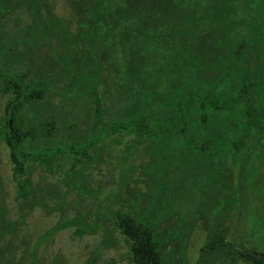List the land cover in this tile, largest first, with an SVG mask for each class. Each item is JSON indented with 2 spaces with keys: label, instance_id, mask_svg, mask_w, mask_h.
<instances>
[{
  "label": "flooded vegetation",
  "instance_id": "1",
  "mask_svg": "<svg viewBox=\"0 0 264 264\" xmlns=\"http://www.w3.org/2000/svg\"><path fill=\"white\" fill-rule=\"evenodd\" d=\"M71 1L76 7L78 14L74 29L69 26L71 22L70 24L65 23L63 18L57 15L52 0H0V71H3L4 68H16L15 66H18V64L15 63V58H25L27 50L31 49L30 52H34L30 58H49V61H54L59 67L57 69L54 66L49 67L50 71L53 72L55 70L53 74L55 75V79H49L47 82V75L44 74L45 70L43 68L39 70V66L36 65L37 62H33L32 65L24 67V70H20V73L23 74V79L31 78L39 81L43 95L54 88L52 82L62 79L64 82L60 87L63 90L62 94L72 93L79 95L83 93L80 90L87 89L85 94L88 96L95 85L93 80L98 75V67L95 60L99 58L100 46L113 45L114 43L119 44L121 53L123 54V56L120 54L119 58H124L122 60L124 67L121 77L129 79L132 82V87L134 86L133 82L138 81V87L143 86L149 96H153L154 100H158L157 110L161 118L158 126H167L165 122L168 121L167 113L170 110V106L167 103V90L170 89L171 84L168 83L169 78L171 82L169 75L175 74L176 77L174 79L177 80L187 72V69L184 71L181 64H177L173 72L167 73L163 83L153 86L158 91H153L145 86L146 74L144 68L146 67L145 61L147 58H151L159 51L165 52L161 58H185V52L187 54L190 53L191 58H199L198 47L205 41V37H202L203 31L206 28L209 29L207 25H204L206 28L200 25V9H207L210 5L209 3H211L218 10H226L228 13L236 14V17L233 19L238 20L239 23L238 26L234 25L240 30V37L243 41V43H240V54L237 56L239 69L236 71L232 70L231 72L229 69L224 68L226 63H230L229 58L234 57L231 55L223 56V59L220 61L213 53L215 49L208 42L204 45H208L211 48L201 57L207 58L208 66L211 67L207 73L214 75L211 79L213 82L210 85L212 87L211 90L213 93L216 91L219 94L214 99V102L221 107L217 108L215 104L211 105V107L223 110L219 116H216L217 120H208L206 122V127L209 131L207 150L203 149V151H200V146L198 147L197 144L192 145L188 142L184 144L183 136H180V139L173 140L169 145L168 140L170 136L162 132L158 139L161 144L159 148L157 147L158 151L156 152L158 156L160 153H163L165 157L170 154V158L165 162L166 164L172 158V161H181L182 157L180 156L182 154L186 158V162L183 164L190 165L192 163V167H195L198 163V160L192 162L193 159L198 158L200 154L203 155L201 158L206 160V162L209 161L208 159H212L211 161H213L208 176H202L198 168L196 169V174H192L191 176V181L198 187L201 184L203 188L207 185V189L204 192L205 201L200 204V207L203 206V212L205 213L203 214L205 234L203 235L202 243L198 247V256L202 252L211 255L218 252L216 254L220 256L212 264H238L239 261L246 264H264V126L262 127L257 124L264 120V0H236L238 5L235 7H230L231 0H206L205 3L199 2V0ZM13 9H15L14 11L20 10L19 13H24V15L20 16V22L25 16L30 18L31 21L27 24H20L17 30L11 29L10 33L12 34H2L4 27L6 29L7 26L2 24L1 20L4 15ZM16 16L17 14L13 13L15 19ZM183 46L189 47V49L186 48L184 51L182 50ZM40 51H43L41 55H39ZM7 58H10V60H7ZM90 65L94 66L95 69L93 67L94 70L88 72L87 68ZM82 68H85L86 72H83ZM220 68H223V71H217ZM30 72L31 74L34 72V74L28 76ZM130 74L132 75L131 79ZM198 75L199 73L197 74V72L192 73L191 79L196 83H199L197 80L199 79ZM143 78L144 80H142ZM86 79H88V82H83ZM50 82L51 85L48 86ZM244 84H247V87H242ZM2 85H5V83ZM12 89H15V87H5L4 91L13 93ZM134 93L135 91L132 92V95ZM242 98L250 100V103H248V105L250 104L249 108L254 111L259 121L246 120V114L243 113ZM150 107V105L147 106L148 112H146L149 118L150 114H152ZM135 110L136 107L132 106L130 112ZM22 120H24L23 117ZM48 120L50 124L53 123L55 128L57 121L51 117H47L43 121L37 119L35 121L40 124ZM112 122L113 120L110 122L102 121L97 128L103 126V123L110 124ZM248 123L249 127L246 126ZM54 128L49 133L46 132L45 138L49 137V135L56 136L53 133ZM102 130L99 129L96 133ZM38 135L40 133H36L32 137H25L26 143L30 145L28 151L35 147H38L39 150H44L56 146L55 144L50 145L47 140L44 141L42 138L40 144L33 145L32 140ZM111 135L103 136L100 134L95 136V134L90 133L88 137L84 136L78 140L94 139L92 143L93 147L91 145L92 148H89L87 151L91 157L97 158L98 153L101 152L99 150L104 145H110L109 143L112 140H108L107 142L104 140ZM145 139L149 140L148 136ZM73 140L77 141L76 138H73ZM68 141L70 140L64 142ZM201 141L203 139H200ZM64 142L59 141L57 146L60 147V144ZM99 142H102V144L100 143L102 146H99ZM148 142L150 144V140ZM133 144L134 142L130 143L127 150H130V154L135 153L139 158L143 159V173L146 174V171H149L150 168H145L144 170V166L160 162L159 157L150 152L151 146L145 145V149L136 150ZM56 152L55 156L58 157L61 154H65V152ZM83 158V155L77 156L79 161L75 164L83 166L82 170H78L79 172H83L86 168L85 164H82ZM31 159L42 162L36 157H32ZM26 161L27 159L24 162L25 170L22 174L23 178H28L27 176L25 177V174H27ZM233 168L235 169V173L232 172ZM69 169L70 174H66L65 171V178L67 179V175H70V179L72 180L71 172L73 173L77 169L72 171L71 167ZM12 172L14 173V167ZM228 174L233 175V177L226 183L221 178L222 176L227 177ZM17 175H20V172ZM188 176L186 175V177ZM149 178V186L151 183L153 185L156 183V188H161L162 191L165 190L162 187V182L159 181L165 180L167 175L160 178V180L158 178L154 179V176L151 174ZM26 185L29 186L28 183ZM34 185H31V190L28 189L30 191L25 198L20 194L18 195L19 206L24 208V211H21L19 216H17L18 218H16L18 222L22 220L27 209L31 208L33 204L43 201L42 206H44L43 196H37L34 193L35 191L33 192L37 187V184ZM146 186L148 189L145 191L147 197L143 203V213L138 214L136 206L133 203H127V208L135 213V217L139 221L153 228V237L158 243L157 248L161 256L159 264H170V260L172 259H167V255L163 249V243H167V237L160 236L164 232L167 233V226L161 227L160 225H162V220L164 222L163 225H165V222L167 223L170 219H167L168 216H166L168 211L173 215L179 207L168 202L169 198H161L157 202L159 216H152L151 208L156 207V201L150 195L152 190L149 189L148 184ZM51 188V183H47V189ZM30 194L31 197L29 198ZM175 200L173 199V201ZM117 208L112 209L111 213L113 215L111 216V220L114 223L113 229L120 232L116 223L117 216L115 212H117ZM6 212L3 200L0 199V264L7 263L9 257L5 253V249L7 247L11 248V241L7 240L8 244L4 243L6 229L11 227L17 229L19 224L16 221L13 223L9 220ZM195 212L199 214L198 211ZM89 215H77L81 218L83 217L82 220L76 218L77 216H71L72 222L81 225H77L79 233H86L103 226L101 218L100 221L96 220L95 217V222L89 221L88 218H85ZM98 216L101 217V214ZM179 218L181 220L182 217L179 216ZM194 222L195 220L193 221L192 219L187 233L182 236V239H180L181 236L177 233L178 231L174 230L175 226H173L174 229L171 233L168 234L170 237L167 239L172 243L173 250L175 251V248L178 250H176L178 253L174 255L177 264H192L194 260L190 261L186 255L190 237L189 231L191 233V226ZM11 223H13V226ZM214 223L217 224L216 230L213 228ZM54 230L49 228L45 232V235H51ZM181 230L183 231V229H180V232ZM173 234L175 237L172 236ZM106 237L107 235L103 238L106 239ZM214 237L216 240L210 241ZM42 238L43 235H38L31 246L27 245V249L32 251V255L25 252L30 264H37L36 246ZM124 240L126 241V239ZM126 244L128 245L127 241ZM219 250L221 251L219 252ZM128 252L135 264V261L131 257L129 245ZM221 254H223L222 258ZM20 257H23V254ZM168 260L169 262H167ZM196 262L197 260L195 259L194 264Z\"/></svg>",
  "mask_w": 264,
  "mask_h": 264
},
{
  "label": "rangeland",
  "instance_id": "2",
  "mask_svg": "<svg viewBox=\"0 0 264 264\" xmlns=\"http://www.w3.org/2000/svg\"><path fill=\"white\" fill-rule=\"evenodd\" d=\"M67 1L52 0V4L57 15L63 18L65 23L70 24L71 22L69 26L74 29L78 18L77 9L71 0ZM205 1L199 0V2L204 3ZM15 9L3 16L1 21L7 28L5 29L4 27L5 31L3 30L2 34L6 33L7 35L11 29L17 30L20 24H27L31 21L30 18L25 16L20 22V16L24 15V13H19L20 10L14 11ZM13 13L17 14L16 19L13 17ZM30 51L31 49L27 50L25 58H15V63L18 64V66H15L16 68H4L3 71H0V78L2 79H0V199L3 200L9 220L15 223L17 216H19L21 211H24V208L19 206L16 185L17 175L14 176L12 172L14 162L10 158V146L5 137V133L9 130L6 119L13 116V129L10 132L12 136L9 139L16 144L20 159H23L27 154V174H25V177L27 176L31 180L33 186L37 184V189L34 187L33 192L35 191L34 193L37 196H43L45 203L42 206L43 201L41 203L34 202L35 204L27 209L22 220L20 222L16 221V223H19L17 229L15 227L6 229L4 243L8 244L7 240L11 241V248L7 247L5 249V253L9 257L6 264H30L25 252L32 255V251L27 249V245L31 246L38 235H43V238L38 241L36 246L37 264H134L130 258L124 235L113 229L114 223L111 220L113 215L111 211L116 207L126 209L127 203H133L136 206V212L142 214L143 203L147 197L145 191L148 187L146 184L149 186L150 178L148 179V177H150V174L154 176V179L158 178V180L167 175L165 180L159 181L162 182V187L165 190L162 191L161 188H156V183L155 185L151 183L149 186V189L152 190L150 195L156 201V207L151 208V215L159 216L157 202L161 198H169L168 202L179 207L173 215L171 212H167V219H170L167 223L165 222V225H163V220L161 221L162 225L160 226H167V233L164 232L160 236L169 238L168 234L171 233L174 229L173 226H175L174 230L178 231L177 233L182 239V236L187 233L191 220H195L191 226V233L189 231L190 237L188 236L189 243L186 255L190 261L194 259L192 264H194L195 259L197 260L196 264H212L220 256L216 254L218 252L212 255L202 252L198 256V247L202 243V238L205 234V227L203 226V214L205 213L203 212V206L200 207V204L205 201L204 192L207 189V185L204 188L202 184L198 187L191 181V176L196 174L197 168L202 176L206 177L209 175L212 168V159H208L209 161L206 162V160L201 158L203 155L200 154L198 158L193 159L192 162L198 160V163L195 167H192V163L190 165L183 164L186 162V158L182 154L180 156L182 157L181 161H172V158L166 164L165 162L170 158V154L165 157L163 153H160L158 156L157 149L150 148V152L159 157L160 162L145 165L144 170L145 168H150L145 174L143 173V159L139 158L135 153L130 154V150H127L125 145V140L131 141V143L134 142L133 145H135L136 150L145 149L146 146L143 145L142 141H135V135L133 136L131 133L122 134L116 132L107 137L104 140L105 142L108 140L112 141L109 143L110 145H104L103 147L105 148L102 147L99 150L101 152L98 153L97 158L94 156L88 157L86 153L89 148L93 147L94 139L73 140V138L78 140L84 136L88 137L100 122H110L122 109L126 97L127 78L121 77L124 67L122 60L124 58H119L120 54L123 56L120 45L115 43L113 45H101L99 58L95 60L97 62L98 75L93 81L97 94L101 98L99 117L96 116L94 111L96 105L93 91L88 96L85 94L87 89L80 90L83 93L79 95L72 93L62 94L63 90L60 88L64 84L62 79L52 82L54 88L40 98L28 101L21 110L19 104L22 103L24 98L18 99L17 102L14 101L13 104L7 105L4 109V103L7 99H16L8 98L10 93L2 89V84L16 85L18 90L23 93L39 91V81L31 78L23 79L20 70H24V67L37 62L38 69L43 68L45 70L44 74L47 75V82L49 79H55V75H53L55 70L52 72L49 67L54 66L57 69L59 66L54 61H49V58H30L34 52ZM39 53L41 55L43 51ZM164 54V51H159L145 61V86L153 91H158L156 87H153L155 84L163 83L167 73L174 71V58H161ZM7 60H10V58H7ZM93 67L91 65L88 66V72L93 71L95 69ZM82 71L86 72L85 68H82ZM33 74L34 72L32 74L30 72L28 76ZM93 76L95 77V75ZM83 82H88V79L83 80ZM50 85L51 82L48 83V86ZM21 116L24 120H22ZM47 117L57 121L53 131L56 136L49 135V137L45 138L47 133H40V135L33 138L32 143L36 146L41 143L42 138L44 141L47 140L50 145L55 144L56 146L44 150H39L38 147H35L28 151L30 148L29 143H26L27 148L21 145L24 141L21 132L27 130L28 136L32 137L41 128L42 124L37 123L35 120L43 121ZM17 119L22 121L19 122ZM45 126L48 129H53L52 125ZM66 140L71 141L64 142ZM59 141L64 142L60 144V147L57 146ZM100 143L102 144V142L98 143L99 146H102ZM147 146L150 147L151 145ZM56 151L65 152V154L50 159L57 153ZM126 152L127 154H125ZM121 153L124 154L121 155ZM39 155H42L43 158L39 157ZM78 155H83L84 157L82 164H85L86 168L82 172L83 175L80 174L73 180L70 179V175H67L68 178L66 179L65 171L66 174H70V167L72 168L71 171L78 168H80L79 170L83 169L82 165L75 164L79 161L76 158ZM31 156L37 157L42 162L29 159ZM46 157L47 159H45ZM232 172L235 173L234 168ZM72 174L74 173L71 172ZM186 175L189 176L186 177ZM17 177L20 178L21 175ZM232 177L233 175L228 174L227 177L222 176L221 179L227 183ZM42 183L44 184L42 185ZM47 183H51L54 189H47ZM25 186L31 190L30 185ZM30 197L31 194L29 195ZM173 199L176 200L173 201ZM195 211H198L199 214ZM85 214H90L85 217L89 221H94V217L99 221L101 218L103 226L86 233H79L77 225L80 224L72 222L71 216L74 215L76 217L77 215ZM99 214H101V217L98 216ZM179 216L182 217L181 220ZM76 218L83 219L80 216ZM157 222L160 223L159 220ZM13 223H11L12 226ZM49 228L55 230L51 235H45ZM213 228L216 230L217 224L214 223ZM180 229H183V231L181 230L180 232ZM105 235H107L106 239L103 238ZM172 236L175 237L174 234ZM167 238V243H163L164 253L167 255V259H172L170 264H177L174 255L178 253V250L177 248H175V251L173 250L172 243ZM214 239L216 240L214 237L210 241ZM21 254H23V257H20ZM221 255L222 258L223 254ZM238 264L246 263L239 261Z\"/></svg>",
  "mask_w": 264,
  "mask_h": 264
},
{
  "label": "trees",
  "instance_id": "3",
  "mask_svg": "<svg viewBox=\"0 0 264 264\" xmlns=\"http://www.w3.org/2000/svg\"><path fill=\"white\" fill-rule=\"evenodd\" d=\"M237 1L231 0L230 7L237 6ZM209 4L210 5L207 9H200L199 12L200 25H207L209 28L207 29L204 26L206 29L203 31L202 37H205V41L198 47L199 58H191L190 53L187 54L186 52H183L185 58H174L175 67L177 64H181L182 70L185 71V69H187V72L177 80L174 79L176 77L175 74L169 75L171 77V82L169 78L168 83L171 84L170 89L167 90V103L170 106V110L167 113L168 121L165 122V125L167 126H158L161 121L159 111L157 110L158 100H154L153 96H149L143 86L138 87V81H134V86L132 87V82L128 79L126 83L125 102L122 101L123 106L121 111L117 113V116L114 117L112 123H103V126H99L91 134H95V136L100 134L105 136L116 132H120L122 134L131 133L133 136L135 135V141H142L143 145L148 143L147 145H151L150 148L157 149V147L159 148V145L161 144L158 139L162 132H165L170 136L168 140L169 145L173 140L180 139L179 137L183 136L184 144L187 142L192 145L197 144L198 147L200 146V151H203V149L207 150V137H209V131L207 130L206 122L208 120H217L218 118L216 116H219L223 110L211 107V105H217L214 102V99H216L219 94L216 91L213 93L211 90L212 87L210 85L211 83L213 84L211 79L214 75L211 73L209 75V73H207V71L211 69V67L208 66L207 58H201L206 54V51L211 48L210 46L204 44L208 42L213 46L215 49L213 53L220 61L223 59V56L231 55L234 57L229 58L230 63H226L224 66V68H227L232 72V70L236 71L239 69L237 56L240 54V43H243L240 37L241 32L238 27H235V25L238 26L239 21L233 19L236 17V14L228 13L226 10H218V8L213 4ZM186 48L189 49V47L183 46L182 50L185 51ZM217 71H223V68H220ZM194 72H197V74L199 73V79H197L199 83H196L193 79H191L192 73ZM195 76L197 77V75ZM232 77L234 76L232 75ZM131 78L132 75L130 76V79ZM142 80H144V78ZM2 86V89H5V87L9 88L11 86L15 87V89H12L13 93L10 92L8 98H14L16 100L7 99L4 103V109L7 105L13 104L14 101L17 102L18 99L24 98L22 103L19 104L21 110L24 103L38 99L43 95L41 85L38 92L33 91L31 93H23L18 90V86L12 84L5 83V85ZM242 87H247V84L242 85ZM92 91L95 95L96 106L94 111L96 116L99 117L101 98L97 94L96 86L92 87ZM133 91H135V93L132 95ZM175 91L176 93L174 94ZM241 102L243 103V113L246 114V120H252L254 122L259 121V118L255 115L254 111L249 108L250 104L248 105V103H250V100L242 98ZM149 105L151 106V119L146 114V112H148L147 106ZM132 106H135L136 110L130 112V110H132ZM219 107L221 106L217 105V108ZM13 120V116L6 119L9 130L5 133V137L8 140V145L10 146V157L14 162V175L16 176L18 172H20L21 175L20 178L17 177L18 175L16 176L17 194H20L23 198H25L27 193L30 191L25 185L28 183L31 186L32 183L29 178L22 177L25 170L24 162L28 159L27 154L23 159H20V155L16 150L18 149L16 144L9 139V137L11 138L12 136L10 132L13 129ZM17 121L21 122L22 120L20 121V119H17ZM257 124L263 127L264 120ZM45 125L53 126V123L50 124L49 120L42 123L41 128L38 129L36 133H49L51 129H48ZM246 126L249 127V123ZM52 128H54V126ZM99 129L103 130L96 133ZM21 136L22 139L24 138L21 145L26 146L25 137L28 136V131L23 130L21 132ZM147 136L150 140V144L148 142L149 140L145 139ZM200 139H203V141L200 142ZM130 143V141L125 140L126 147H129ZM86 153L87 156L90 157V153L88 151H86ZM55 155L56 154H54L50 159L54 158ZM39 157L43 158L42 155H39ZM47 157L45 159H47ZM78 170L79 169H77V171H73L74 174L71 175L73 179H76L75 177H78L80 174L83 175L81 173L82 171L79 172ZM115 215L117 216V226L120 232L124 234L125 239L128 242L131 257L135 261V264H159L161 256L157 248L158 243L153 237V228L139 221L135 217V213L130 211L128 208L121 209V207H118Z\"/></svg>",
  "mask_w": 264,
  "mask_h": 264
}]
</instances>
